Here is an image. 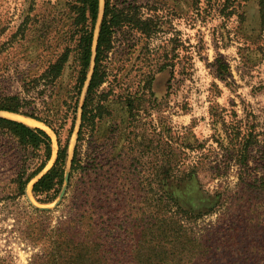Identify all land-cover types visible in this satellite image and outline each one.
<instances>
[{"label":"rangeland","instance_id":"1","mask_svg":"<svg viewBox=\"0 0 264 264\" xmlns=\"http://www.w3.org/2000/svg\"><path fill=\"white\" fill-rule=\"evenodd\" d=\"M69 1L72 0H59V4L58 0H0V95L19 96L30 101V111L35 108L37 113L46 112V103L55 100L51 110L56 112L60 107L65 113L72 103L71 99L66 102V95L75 86L79 70L73 61L58 81L53 99L51 90L43 93V85L31 82L46 69L49 61L56 60L62 53V35L71 30V20H59L60 14L68 13L63 4ZM113 1L119 2L120 7L128 4L141 6L143 14L158 18L160 27L151 38L126 26L115 35L113 49L104 62L109 79L102 87L113 89L111 94L115 97L110 96L114 99L111 115L98 125L93 136L87 135L81 141L78 151L80 165L71 192L65 193L66 185L54 202L41 204L33 195L31 182L25 196L14 199L8 181L21 168H37L43 160V151L24 152L15 141L0 139V256H12L15 264H30L34 254L40 251L38 245L23 239L25 225L23 219L18 221L17 215L22 214L28 205L51 211L52 214L45 216V220L51 217L48 221L50 227L56 226L59 220L74 219L77 222L81 218L82 233L89 230L86 226L90 216L97 221L98 216L104 214L105 226H115L119 223L116 218L125 221L129 219L128 215L135 219L136 203L133 202L130 210L126 208L127 204L130 206L129 198H135V194L130 197L134 193L129 192L133 188L130 179L136 182L134 172L140 167L129 157L130 154L136 156L138 145L146 139H157L158 135L167 139L169 134H180L195 147L203 144L210 149L211 160L220 162L228 153L216 141V128H222V123L228 127L238 123L245 134L255 128L258 143L251 150L248 173L253 180L264 176V0H231L229 3L226 0H201L198 10L192 7L190 0ZM103 3L104 0H100L96 33ZM86 86L79 97L75 115L68 171L77 144L80 107ZM138 91L142 95L135 103L138 116L132 117L126 100L129 93ZM66 113L65 125L60 129L64 142L74 119L72 109ZM11 116L0 112V117ZM61 122L58 121V129ZM35 123L39 126L32 128L44 129L53 140V156L47 170L57 155L56 137L44 124ZM120 133L125 134L126 150L117 155L120 146L116 143L120 141ZM133 147L134 150L130 151ZM183 151L188 155V169L196 166L199 152ZM157 152L149 151L146 156L154 159ZM208 170L205 167L183 182H170L166 190L183 208L202 215L194 219L191 226L206 248L210 246L206 242L208 238L222 243V251L228 240L234 243V250L263 248L262 253L254 254L251 261L229 259L224 252L218 251L214 264H264L263 236L257 238L264 234V191L243 186L239 169L234 164L227 177L219 180L210 181L212 173ZM245 182L251 183V179ZM247 189L249 192H244ZM72 190L76 193L73 194ZM217 196H221V202ZM93 203L96 206H92ZM101 205L103 209L97 216L93 210ZM117 205L120 206L118 211ZM252 226L261 231L252 237L251 244L240 238L242 232L230 231ZM232 234L236 238L232 239ZM189 262L190 257H186L181 264Z\"/></svg>","mask_w":264,"mask_h":264},{"label":"trees","instance_id":"2","mask_svg":"<svg viewBox=\"0 0 264 264\" xmlns=\"http://www.w3.org/2000/svg\"><path fill=\"white\" fill-rule=\"evenodd\" d=\"M200 1L190 0L192 7L197 10ZM226 1L229 3L231 0ZM63 6L67 7L68 13L60 14L59 22H64L66 19L71 20V30L62 35V45L64 46L62 53L56 60L49 61L46 69L39 76L33 78L31 82L35 85H43L45 87L43 93L51 90L52 95L50 97L53 99L56 92L54 89L58 87V81L62 78L67 65L71 61L76 66L78 65L79 70L75 86L66 95V102L72 100L69 110L66 112L72 109L74 119L65 142L62 140L60 129H63L65 125L63 123L68 114L61 112L60 107L57 108L56 112L51 110L50 106H54L55 100L52 103H46V112L39 111L37 113L35 108L29 110L32 103L24 98L0 95V112L32 118L49 127L56 136L58 146L56 159L53 165L45 170L53 156L51 136L42 129L32 128L22 122L0 117V139L4 137L15 141L24 152L29 150H33L34 153L43 151V160L37 168L34 170H28L26 167L21 168L8 181L10 189L14 193V199L23 198L27 186L33 182V195L41 204L54 202L66 185L65 193L71 192L72 182L80 165L78 151L81 141L87 135L93 136L98 125L111 115L114 99L110 96H113L111 94L113 89L110 87L102 88L109 79L108 67L104 62L113 49L118 30L126 26L147 38H151L159 31L160 27L158 18L155 15L146 16L143 14L142 7L139 5L128 4L120 7L119 2L104 0L103 16L94 50L100 0H72ZM233 14L234 11L228 15L230 17ZM92 63L93 70L88 81ZM87 81L86 94L80 107L81 124L77 132V144L68 171L69 147L74 132L75 115L79 108V97ZM139 96V91L129 93L127 96V110L132 117L138 116L135 103L139 101L142 95ZM58 121H62L59 129L57 128ZM255 131V128L254 130L251 128V131L245 134L242 125L238 123L233 127H228L222 123V128H216L218 133L216 141L221 149L228 153L224 156V161L220 162L211 160L210 149L207 150L203 144L195 147L186 142V136L169 134L167 139H164L158 135L157 139L145 140V136L142 135V140L145 141L138 145L136 156L130 154L129 157L140 167H138V171L134 172L136 176L133 180L136 182L133 183L130 179L129 183L133 185V188L129 190L130 194L134 192L130 197L132 198V195L135 194V198L132 200L129 198L130 206L127 204V208L123 207L130 210L133 202L136 203L138 207L136 210L137 217L130 219L131 216L128 215L126 217L129 219L125 221L116 218L119 221L118 224L105 226L104 214L98 216V213L103 209L101 205L93 210L98 216L97 221L94 216H90L86 226L89 230L82 233L81 218L77 222L74 219L59 220L56 226L50 227L48 221L51 220V217H46L47 220H45V216H49L52 212L42 211L28 205V208H24V212L17 217L18 221L23 219L22 224L25 225L22 228L23 239L39 246L40 251L34 254L30 264H181L186 257H190L188 264H214L218 251L224 252V256L229 259L244 258L245 261H251L254 254L258 256L262 253V246L255 247V251L246 247L234 250V243L228 240L225 241V250L222 251V243L214 242L212 238H208L206 242L210 246L206 248L203 241L195 235L191 226L193 220L201 218L202 215L194 214L183 208L168 193L166 186L170 182H183L192 175L198 174L205 167L209 168L208 171L212 173L210 181L219 180L227 177L226 174L234 164L239 169L243 186L260 192L264 191V176L253 180L248 173L251 150L258 143ZM115 139L118 138L115 137ZM119 139L120 141L116 143V146H120V152L116 153L117 155L126 150L125 134L120 133ZM141 147L142 150H140ZM184 149L199 152L196 166L193 165L192 168L188 169L186 164L188 155L183 151ZM132 150L134 147L130 148V151ZM149 151H158L154 159L146 156ZM117 155L116 157H118ZM164 163L165 166H163ZM250 179L251 183L245 182V180ZM72 192L75 194L76 190H72ZM244 192H249V190H244ZM84 193L85 190L82 191V194ZM217 198L221 202V196H217ZM63 199L66 198L63 197ZM118 205L117 211L120 210ZM92 206H96V203H93ZM133 220L140 224H134ZM230 231L242 232L240 238L251 244L252 237L258 234L261 229L252 226L235 228ZM234 237L235 235L232 234V239ZM257 238H262L264 243V234ZM0 264L15 263L12 256L5 255L0 256Z\"/></svg>","mask_w":264,"mask_h":264},{"label":"water","instance_id":"3","mask_svg":"<svg viewBox=\"0 0 264 264\" xmlns=\"http://www.w3.org/2000/svg\"><path fill=\"white\" fill-rule=\"evenodd\" d=\"M103 9H104V3H103V8H102V13H101V19H102V16H103ZM99 17H100V10H99ZM98 20H99V18H98ZM98 23V22H97ZM100 23H101V21H100ZM97 26V25H96ZM99 27H100V24H99ZM98 33H99V28H98V32L96 33V29H95V42H94V45H93V49L95 50V45H96V40H97V36H98ZM92 70H93V63H92V66H91V73H92ZM90 77L91 76H89L88 75V81H89V79H90ZM88 81L86 82V84L88 85ZM87 87V86H86ZM6 113H8V112H6ZM8 114H11V115H15V116H19V117H22V118H25V119H28L27 117H24V116H20V115H17V114H12V113H8ZM8 119H11V118H8ZM13 120V119H12ZM29 120H33V119H29ZM15 121H18V120H15ZM33 121H35V122H38L39 123V121H36V120H33ZM18 122H21V121H18ZM23 123V122H22ZM41 123V122H40ZM25 124V123H24ZM43 124V123H42ZM27 125V124H26ZM29 126V125H28ZM45 127H46V125H44ZM30 127H32V126H30ZM47 128H49V127H47ZM39 129H42V128H39ZM42 130H44V129H42ZM49 130L52 132V130L49 128ZM45 131V130H44ZM53 133V132H52ZM54 134V133H53ZM54 136H55V134H54ZM56 137V136H55ZM55 159H56V157H55ZM55 159L53 160V163H54V161H55ZM65 187V186H64ZM63 190H64V188H63ZM62 190V191H63Z\"/></svg>","mask_w":264,"mask_h":264},{"label":"bare ground","instance_id":"4","mask_svg":"<svg viewBox=\"0 0 264 264\" xmlns=\"http://www.w3.org/2000/svg\"><path fill=\"white\" fill-rule=\"evenodd\" d=\"M10 118H12V119H15V120H18V121H21V122H23V123H25V124H27V125H29V126H39V124H36L35 122V124L33 123V121L32 120H29V119H25V118H22V117H19V116H11Z\"/></svg>","mask_w":264,"mask_h":264}]
</instances>
